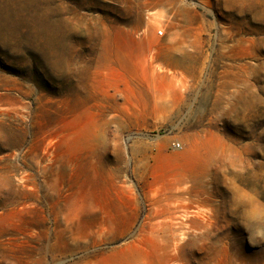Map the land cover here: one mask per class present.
Wrapping results in <instances>:
<instances>
[{
	"label": "rangeland",
	"instance_id": "obj_1",
	"mask_svg": "<svg viewBox=\"0 0 264 264\" xmlns=\"http://www.w3.org/2000/svg\"><path fill=\"white\" fill-rule=\"evenodd\" d=\"M149 53L173 73L152 76ZM202 139L190 177L175 154ZM170 217L178 248L149 254ZM131 246L264 264V0H0V264Z\"/></svg>",
	"mask_w": 264,
	"mask_h": 264
},
{
	"label": "bare ground",
	"instance_id": "obj_2",
	"mask_svg": "<svg viewBox=\"0 0 264 264\" xmlns=\"http://www.w3.org/2000/svg\"><path fill=\"white\" fill-rule=\"evenodd\" d=\"M159 22V18H157L155 15L152 16L151 18V22L152 24L154 23H158ZM141 23V22H140ZM148 22H146V25L144 26L143 30H148ZM147 27V28H145ZM153 49V44L152 42L149 41L148 39V46L144 49V52L146 53L147 51H151ZM144 61H145V68L151 73L152 76L154 77H163L165 75H167V73H173L171 71V69L167 68L165 65H161L159 63H153V55L151 53H149V55H145L144 57ZM164 73V74H163ZM196 144H200L203 146H208L209 142L206 139H202L200 141H194L192 147L190 149H184L183 151L179 152L178 154H175L176 157H183L184 158V162L182 164H180V166L178 167L179 171L181 172H188L190 177L193 176L194 174V167L196 165H201L203 163L202 159H201V154H200V150L199 147H197ZM214 146L213 145H209L208 149H213ZM190 185H184L183 190L180 191V193H188L191 189ZM179 215V219H184L189 212L188 211H181L178 213ZM170 222L165 221L162 218H158L157 222L154 223H150L148 225V229H149V233L151 234L149 238L144 239L143 241L140 242L141 245L143 244H147V248H149L150 253L152 254L153 252H155L158 243H159V239L162 238L164 242L163 248L165 251H167L169 248H171V250H176L178 247V241L181 240V238L183 237V233L182 231L179 229V226L177 225H181L183 224L182 220H175L173 219V217H170ZM175 221V222H173ZM177 226V227H176ZM174 230H179V232L177 231L176 234H172L171 233V228H174ZM162 245V244H161ZM157 251V250H156ZM153 255L155 256V253H153ZM153 261L155 262V264H161V261H159L158 263L155 261V257H153ZM158 258V257H156ZM101 264H153L149 258H147L146 260L144 259L143 255H142V251L136 247V246H131L130 247V251L126 252L124 257L119 261H115L112 258H107L105 260H103L101 262ZM170 264H182V263H174L171 262Z\"/></svg>",
	"mask_w": 264,
	"mask_h": 264
},
{
	"label": "built area",
	"instance_id": "obj_3",
	"mask_svg": "<svg viewBox=\"0 0 264 264\" xmlns=\"http://www.w3.org/2000/svg\"><path fill=\"white\" fill-rule=\"evenodd\" d=\"M164 34V31L162 30V29H159L158 31H157V35L159 36V37H161L162 35ZM175 146H179V144L177 143V144H175Z\"/></svg>",
	"mask_w": 264,
	"mask_h": 264
}]
</instances>
